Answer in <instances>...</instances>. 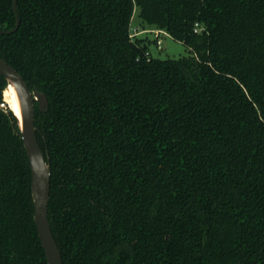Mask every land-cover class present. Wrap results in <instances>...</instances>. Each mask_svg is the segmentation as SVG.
Masks as SVG:
<instances>
[{"label":"trees","instance_id":"obj_1","mask_svg":"<svg viewBox=\"0 0 264 264\" xmlns=\"http://www.w3.org/2000/svg\"><path fill=\"white\" fill-rule=\"evenodd\" d=\"M162 30L190 51L153 58ZM0 58L30 90L63 264H264V0H18ZM17 26L0 0V32ZM133 44L137 47L135 49ZM0 76V264H48Z\"/></svg>","mask_w":264,"mask_h":264},{"label":"water","instance_id":"obj_2","mask_svg":"<svg viewBox=\"0 0 264 264\" xmlns=\"http://www.w3.org/2000/svg\"><path fill=\"white\" fill-rule=\"evenodd\" d=\"M17 3L18 0H13V8L17 16L16 28L12 31L0 32V34L10 33L18 28L20 19L17 13ZM133 47L137 49L134 44ZM0 76L6 79L7 88L9 86L14 88L18 100L19 114L10 108L17 118V124L29 158L34 221L41 244L48 264H63L62 253L53 235L49 220L52 168L39 143L35 125V105L38 104L41 112H47L49 108L48 97L46 93L38 89L30 90L23 76L3 58H0Z\"/></svg>","mask_w":264,"mask_h":264},{"label":"rangeland","instance_id":"obj_3","mask_svg":"<svg viewBox=\"0 0 264 264\" xmlns=\"http://www.w3.org/2000/svg\"><path fill=\"white\" fill-rule=\"evenodd\" d=\"M140 17L138 8L135 9L133 19L131 21V32L135 28H140ZM138 39H143L148 43L149 53L153 58L159 59H179L190 54L189 49L180 41L173 39L169 35L160 36V45L157 44L156 32L148 31L137 35ZM5 100V96H4ZM6 101V100H5Z\"/></svg>","mask_w":264,"mask_h":264},{"label":"bare ground","instance_id":"obj_4","mask_svg":"<svg viewBox=\"0 0 264 264\" xmlns=\"http://www.w3.org/2000/svg\"><path fill=\"white\" fill-rule=\"evenodd\" d=\"M5 100L11 108H13L17 114H19L18 100L13 87L9 86L5 90Z\"/></svg>","mask_w":264,"mask_h":264},{"label":"built area","instance_id":"obj_5","mask_svg":"<svg viewBox=\"0 0 264 264\" xmlns=\"http://www.w3.org/2000/svg\"><path fill=\"white\" fill-rule=\"evenodd\" d=\"M148 31H151V32H156V39H157V44L160 45L161 41H160V36L163 34V35H166V33L162 30H148V29H145V30H139L138 28H135L132 32H131V37L134 38L136 37L138 34H141V33H148Z\"/></svg>","mask_w":264,"mask_h":264},{"label":"crops","instance_id":"obj_6","mask_svg":"<svg viewBox=\"0 0 264 264\" xmlns=\"http://www.w3.org/2000/svg\"><path fill=\"white\" fill-rule=\"evenodd\" d=\"M139 30H140V28H139Z\"/></svg>","mask_w":264,"mask_h":264}]
</instances>
